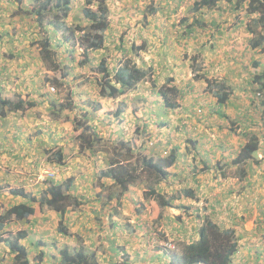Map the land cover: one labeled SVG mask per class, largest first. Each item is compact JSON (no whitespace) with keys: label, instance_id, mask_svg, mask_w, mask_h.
<instances>
[{"label":"rangeland","instance_id":"1","mask_svg":"<svg viewBox=\"0 0 264 264\" xmlns=\"http://www.w3.org/2000/svg\"><path fill=\"white\" fill-rule=\"evenodd\" d=\"M193 1L106 0V47L80 64L81 35L90 21L82 14L86 1L72 0L66 25L80 24L84 31L63 43L68 30L51 31L58 41L54 44H62L60 60L68 58L71 68L70 75L60 77L61 70L50 69L39 56L37 40L44 32L31 13L39 0H0V92L10 99L38 101L36 107L0 115V217L25 200L12 190L39 197L51 180L72 178L71 192L80 202L63 216L36 202L28 219L7 221L0 227V264H15L14 253L1 239L20 229L28 231L22 242L32 264H57L62 249L80 247L96 264H170L175 246L197 237L204 215L236 228L242 240L233 264L264 247V158L260 164L234 162L253 133L261 144L258 155L264 156V105L248 79L252 59L264 61V53L250 48L252 34L246 28L258 25L257 14L234 5L197 10ZM192 21L197 26L187 34ZM143 43V50L129 55L139 66L155 68L157 88L173 77L179 108H159L150 82L122 95H100V62L128 57L120 51L122 44ZM48 78L61 83L55 89ZM220 84L232 88L228 102L234 105L226 103L222 111L227 117L216 111ZM99 100L104 105L94 111ZM120 106L127 113L124 121L116 116ZM158 110L164 114L158 116ZM79 123L88 126L85 133H93L92 144L79 139ZM121 137L145 146L135 149L137 156L141 152L156 160L178 146L179 162L172 171H183L187 179L168 176L161 186L172 195L185 185L196 196H181L162 208L145 196L152 181L143 177L119 198V189L107 186L111 181L100 172L117 158ZM58 149L63 151L61 162L55 161ZM47 177L52 178L45 181ZM62 224L67 233L59 229ZM255 258L247 264H264L257 253Z\"/></svg>","mask_w":264,"mask_h":264},{"label":"trees","instance_id":"2","mask_svg":"<svg viewBox=\"0 0 264 264\" xmlns=\"http://www.w3.org/2000/svg\"><path fill=\"white\" fill-rule=\"evenodd\" d=\"M86 6L82 8V14L86 19L90 21L87 26V30L84 31L83 26L76 24V27L66 25V19L72 11V0H39V5L35 6L34 9L25 10L27 12L31 11L34 14L35 19L44 32L43 36L39 38V56L52 70H61V76L64 77L71 74L70 65L67 63L68 58L64 57L60 60V48L62 44H54L58 41L53 37L58 29L68 30L65 32L64 39L62 41L71 39L76 35V31H84L81 35L83 47V58L79 61L80 64H86L91 59V53L103 49L105 45V31L109 28L110 20L108 17L109 8L106 4V0H85ZM194 7L197 10L201 8L214 9L223 7L226 5H234L236 9H245L250 14H257L254 21L258 24L255 27L249 25L246 28L252 34L249 40V46L252 49L262 50L264 52V0H194ZM95 5V7H94ZM197 24L192 21L191 26H188L184 30L187 34L193 33ZM64 30V31H65ZM223 30H219L221 34ZM74 38V37H73ZM120 44L121 36L119 37ZM134 45V44H133ZM142 45H134L133 47L126 46L124 44L120 45V51L125 53L128 57L119 58L117 56L115 59L120 62L119 65H115L114 60L112 63L108 64L106 59H103L98 66V74L100 78L98 85L100 87L101 96H117L127 93L134 88H137L141 82H150L155 88L156 100H160L158 107L162 109H174L179 104L176 101L178 97V87L172 83L173 77H168L169 79L164 82L161 87L157 88L156 79H153V75L156 74L154 67H143L139 66L137 62L133 59L130 53L135 56L137 52L143 50ZM119 58V59H118ZM64 62V67H61L60 62ZM67 63V64H65ZM264 67V66H263ZM62 69L63 76H62ZM253 77L256 83L260 84V90L264 91V68L260 67L259 63H255L252 69ZM200 77V76H199ZM51 87L55 88V85H60L59 82L52 81ZM58 79V78H57ZM64 79V78H63ZM63 81V80H62ZM219 89L221 92H216L217 95V113L225 115L222 111L228 103L231 106L234 103L228 102L231 96L232 88L220 84ZM56 89V88H55ZM264 94V93H263ZM44 95L48 96V93ZM227 103V104H226ZM264 105V96L262 100ZM38 105V101L35 98L26 100L25 98L18 97V99H10L2 97L0 94V114L5 115L7 111H23ZM52 105L56 106V100H52ZM104 101H97L94 104V111L102 108ZM69 104L67 107H70ZM64 108V106H61ZM66 107V106H65ZM160 112V113H159ZM56 116L59 115L58 111H54ZM125 108L120 106L117 108L116 116L124 121L125 118ZM158 116L164 114L161 110H158ZM127 116V113H126ZM164 123V122H163ZM79 137L90 144L94 142L93 133H84L85 128L81 126ZM146 129V128H145ZM146 131V130H145ZM123 137V136H122ZM120 138L116 145H120L121 149L117 152V158H113L109 163L108 167L101 172L103 177L111 178L113 183L111 186H116L119 190V194L123 195L128 191L129 186L139 181L141 178L146 177L152 181L151 187L145 192V196L149 199H154L156 203L164 208L172 206V200L180 198L181 195L186 197L194 198L196 196L192 188L186 189L183 185L179 193L169 195L168 192L163 190L161 183L164 182L168 176L174 177H184L187 176L181 172H173L172 169L178 166L179 157V147H175L168 155L161 156L156 160L153 156H146L135 152L137 147L145 148V146L137 145V140ZM92 147V146H90ZM259 148V138L257 135L252 134L251 138L242 146L240 153L236 158V163L248 162L254 160V154ZM126 150V152H123ZM56 161H62L63 154L62 151L58 150L55 152ZM226 162V159L223 160ZM260 164L261 162H256ZM145 175V176H144ZM72 180V179H71ZM70 178L66 183L54 182L50 183L41 197L31 195L28 193L21 192L18 189L12 190L15 194H21L27 201H22L16 203L6 210L4 214L0 217V227H3L7 221L11 218H16L19 220H26L31 215H34L36 208L34 203L38 202L41 207L47 206L55 211H57L61 216L65 215L70 207H76L79 205V200L77 196L70 192L71 188ZM117 189H113L115 193ZM184 193V194H182ZM110 199H115L116 196H109ZM76 204V206H74ZM67 233V228L65 225H61L59 228ZM28 236V231L26 229L18 230L16 233L9 235L8 237L2 238L1 241H5L10 248V251L14 253L15 264H32L28 256V250L22 240ZM176 251L171 253L170 264H233L234 256L238 252V240L235 236V228L229 227V225H219L210 216H208L202 225L197 230V237L193 238L189 242L178 243L176 246ZM261 250V251H260ZM253 254L248 256H241L238 264H247L248 260H252L254 263L255 254L258 257L264 258L262 253H264V247L255 248ZM41 255L44 252L40 253ZM60 261L57 264H96L95 257L88 253V250L84 248H79L76 251H70L64 248L60 251Z\"/></svg>","mask_w":264,"mask_h":264},{"label":"clouds","instance_id":"3","mask_svg":"<svg viewBox=\"0 0 264 264\" xmlns=\"http://www.w3.org/2000/svg\"><path fill=\"white\" fill-rule=\"evenodd\" d=\"M144 45H145V43H143ZM140 45H142V44H140ZM254 50H256V49H254ZM257 51H260V52H262V53H264L262 50H257ZM255 63H259V65H260V67H262V68H264L263 66H264V61H262V60H260L259 58H256V59H252V63H251V65H250V74H249V77H248V79L249 80H251V83H252V87H253V89H255L254 90V92H255V95L257 96V98H259L260 99V104H262V100H263V96H264V91H262V90H260L259 88H260V84L259 83H256L255 82V80H254V77H253V73H252V69H253V65L255 64ZM120 64V63H119ZM118 64V65H119ZM132 90H136V88H134V89H132ZM131 90V91H132ZM215 90V89H214ZM213 90V91H214ZM131 91H128L127 93H129V92H131ZM216 93V92H215ZM0 94H1V92H0ZM216 95V94H215ZM1 96H2V94H1ZM217 96V95H216ZM3 97V96H2ZM251 97H252V95H249V97H248V100H250L251 99ZM6 98V97H5ZM178 102V101H177ZM254 102H255V99H254ZM178 104H179V102H178ZM263 105V104H262ZM65 107V106H64ZM180 107V104L176 107V108H174V109H177V108H179ZM227 107V106H226ZM225 107V108H226ZM61 108V107H60ZM68 108V107H67ZM170 109V108H169ZM16 112V111H15ZM7 113V112H6ZM1 115V114H0ZM6 115V114H5ZM1 116H4V115H1ZM222 116H224V117H227L226 115H222ZM236 118H233L232 120H235ZM81 126H83V124H81V123H79V124H77V126L76 127H81ZM83 127H88V126H83ZM91 127V126H90ZM86 128H85V130H86ZM83 128L81 127V130H82ZM81 132V131H80ZM85 133V132H84ZM254 134V133H253ZM252 135V134H251ZM256 135V134H255ZM79 136V135H78ZM258 137V136H257ZM94 138V137H93ZM251 138V137H250ZM249 138V139H250ZM259 138V137H258ZM79 139L80 140H82L80 137H79ZM248 139V140H249ZM83 142H84V140H82ZM260 141V140H259ZM193 143L195 144L196 143V140H194L193 141ZM246 143V142H245ZM242 148V147H241ZM261 148V144H260V142H259V148H258V150L255 152V154H254V160H250V161H255L254 163L255 164H258V163H256V162H260L263 158H264V156L263 157H259V155H258V151H259V149ZM175 149V147H173L172 149H170L169 151H167V153L166 154H163L162 156H166V155H168L172 150H174ZM58 150H60V151H62V149H58ZM58 150H56V151H58ZM55 151V152H56ZM240 151H241V149H240ZM240 151H239V153H240ZM55 152H54V155H55ZM238 153V154H239ZM62 154H63V151H62ZM238 156V155H237ZM237 158V157H236ZM63 160V159H62ZM56 161V160H55ZM250 161H248V162H250ZM57 162H61V161H57ZM178 162H179V160H178ZM234 162L236 163V159L234 160ZM243 163H247V162H241V163H239V164H243ZM236 164H238V163H236ZM107 168V167H106ZM105 168V169H106ZM104 169V170H105ZM103 170H101V172H102ZM101 172H100V177H102V178H104V179H109L110 181H111V183H109V184H107V186H111V184L113 183V181L111 180V178H107V177H103L102 175H101ZM52 177H47L46 179H45V181L46 180H49V179H51ZM69 179V178H68ZM67 179V180H68ZM72 178H70V181H71V183H72V180H71ZM66 180V179H65ZM67 180L65 181V182H62V183H66L67 182ZM54 182H58L57 180L56 181H54V180H51V181H49L48 183H47V186H46V188L44 189V191L47 189V187H48V185L50 184V183H54ZM61 183V182H60ZM136 183V182H135ZM134 183V184H135ZM134 184H132V185H134ZM132 185H130V186H132ZM72 186V185H71ZM130 186H129V189H130ZM128 189V190H129ZM44 191H43V193H44ZM70 192H71V188H70ZM127 192V191H126ZM43 193H41V195L43 194ZM72 193V192H71ZM179 193V192H178ZM28 194H31V193H28ZM73 194V193H72ZM119 194V193H118ZM180 194V193H179ZM182 194H184V193H182ZM32 195V194H31ZM41 195L39 196V197H41ZM181 195V194H180ZM185 195V194H184ZM36 196V195H35ZM118 196H120V195H118ZM181 196H183V195H181ZM38 197V198H39ZM186 197V196H185ZM25 199V198H24ZM109 199H110V197H109ZM112 199V198H111ZM25 201H27L26 199H25ZM22 202V201H21ZM10 208V207H9ZM49 208V207H48ZM51 209V208H50ZM53 210V209H52ZM57 212V211H56ZM209 215H204V219H203V221H202V223L204 222V220L208 217ZM211 217V216H210ZM214 221H215V219L213 218V217H211ZM19 220V219H18ZM216 222V221H215ZM202 223L199 225V227L202 225ZM219 225H221L219 222H217ZM229 227H233V226H229ZM235 228V227H234ZM199 229V228H198ZM21 230V229H20ZM27 230V229H26ZM264 235V234H263ZM235 236H236V238H237V240H238V244H239V247H238V252H237V254H240L239 252H240V243H239V239L240 240H242L241 238H239V236H238V232H237V230H236V228H235ZM8 237V236H7ZM24 240V239H23ZM5 242V241H4ZM23 243V242H22ZM175 251H176V248L174 249ZM174 251V252H175ZM236 254V255H237ZM235 255V256H236ZM244 255V254H243ZM242 255V256H243ZM15 256V255H14ZM234 256V257H235ZM171 259H172V257H171Z\"/></svg>","mask_w":264,"mask_h":264}]
</instances>
